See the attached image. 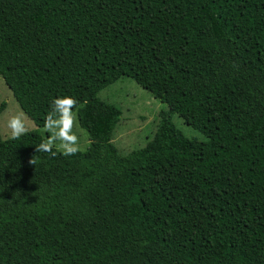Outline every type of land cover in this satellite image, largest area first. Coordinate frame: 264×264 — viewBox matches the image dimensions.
Masks as SVG:
<instances>
[{
  "label": "trees",
  "instance_id": "trees-1",
  "mask_svg": "<svg viewBox=\"0 0 264 264\" xmlns=\"http://www.w3.org/2000/svg\"><path fill=\"white\" fill-rule=\"evenodd\" d=\"M0 77L37 128L72 98L89 140L0 136V264H264V0H0ZM123 78L168 110L122 156L98 94Z\"/></svg>",
  "mask_w": 264,
  "mask_h": 264
},
{
  "label": "rangeland",
  "instance_id": "rangeland-1",
  "mask_svg": "<svg viewBox=\"0 0 264 264\" xmlns=\"http://www.w3.org/2000/svg\"><path fill=\"white\" fill-rule=\"evenodd\" d=\"M98 96L104 102L121 110V118L113 132L112 143L122 156L144 148L156 132L160 113L168 110L165 104L154 99L149 92L143 90L129 78H123L108 86ZM2 102H6V108L0 114V136L2 139L6 140L17 136L11 127L13 120L18 122V127L23 128L22 133L38 130L45 140L51 139L54 132L58 131L55 127L51 130L47 129L46 126L37 128L33 121L21 111L11 91L0 77V104ZM71 114L73 126L70 134L77 137V149L85 151L89 144L88 135L78 125L76 114ZM170 120L174 128L186 139L197 142L206 141L201 133L187 126L178 115L172 114ZM60 143L59 140H56L53 148L63 152Z\"/></svg>",
  "mask_w": 264,
  "mask_h": 264
},
{
  "label": "clouds",
  "instance_id": "clouds-1",
  "mask_svg": "<svg viewBox=\"0 0 264 264\" xmlns=\"http://www.w3.org/2000/svg\"><path fill=\"white\" fill-rule=\"evenodd\" d=\"M75 101L70 97H65L62 99H57L55 101L57 119L53 120L52 115L50 114L46 120V128L51 130L54 127L58 131L54 132V135L51 139L43 141L40 145L36 147V151H45L52 153V148L56 140H59L60 148L63 150L64 155H72L78 150L77 137L76 135L70 134L71 128L73 126V116L71 114V108L74 106ZM11 127L16 135H20L23 132V128L18 127V122L13 120L11 122ZM53 155L55 153H52ZM35 158L29 160L30 165H35Z\"/></svg>",
  "mask_w": 264,
  "mask_h": 264
}]
</instances>
